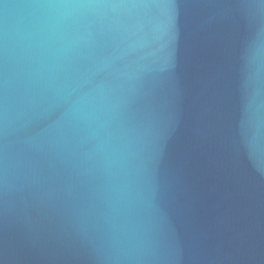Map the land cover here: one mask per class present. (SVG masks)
Listing matches in <instances>:
<instances>
[{
    "label": "water",
    "instance_id": "obj_1",
    "mask_svg": "<svg viewBox=\"0 0 264 264\" xmlns=\"http://www.w3.org/2000/svg\"><path fill=\"white\" fill-rule=\"evenodd\" d=\"M0 264H264V0H0Z\"/></svg>",
    "mask_w": 264,
    "mask_h": 264
}]
</instances>
